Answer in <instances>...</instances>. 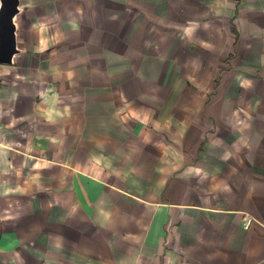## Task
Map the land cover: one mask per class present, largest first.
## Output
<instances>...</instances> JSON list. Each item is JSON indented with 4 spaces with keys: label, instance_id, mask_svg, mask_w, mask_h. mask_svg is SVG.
Masks as SVG:
<instances>
[{
    "label": "crops",
    "instance_id": "0c3cea01",
    "mask_svg": "<svg viewBox=\"0 0 264 264\" xmlns=\"http://www.w3.org/2000/svg\"><path fill=\"white\" fill-rule=\"evenodd\" d=\"M19 8L0 264H264V0Z\"/></svg>",
    "mask_w": 264,
    "mask_h": 264
},
{
    "label": "water",
    "instance_id": "95a60500",
    "mask_svg": "<svg viewBox=\"0 0 264 264\" xmlns=\"http://www.w3.org/2000/svg\"><path fill=\"white\" fill-rule=\"evenodd\" d=\"M19 12V0H0V64L11 65L14 56L21 52L17 46L15 23Z\"/></svg>",
    "mask_w": 264,
    "mask_h": 264
}]
</instances>
